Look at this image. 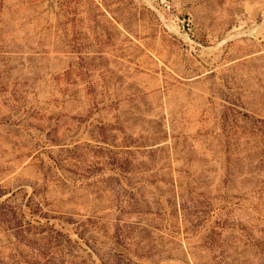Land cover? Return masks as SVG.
<instances>
[{
	"label": "rangeland",
	"instance_id": "374dc122",
	"mask_svg": "<svg viewBox=\"0 0 264 264\" xmlns=\"http://www.w3.org/2000/svg\"><path fill=\"white\" fill-rule=\"evenodd\" d=\"M0 264H264V0H0Z\"/></svg>",
	"mask_w": 264,
	"mask_h": 264
}]
</instances>
